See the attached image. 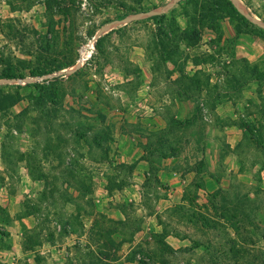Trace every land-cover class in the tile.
Listing matches in <instances>:
<instances>
[{"label": "rangeland", "instance_id": "obj_1", "mask_svg": "<svg viewBox=\"0 0 264 264\" xmlns=\"http://www.w3.org/2000/svg\"><path fill=\"white\" fill-rule=\"evenodd\" d=\"M240 1L0 0V264H264V0ZM148 70L157 113L194 102L184 137L210 112L241 129L227 188L163 207L151 180L124 198L119 128L161 130L144 120Z\"/></svg>", "mask_w": 264, "mask_h": 264}, {"label": "crops", "instance_id": "obj_2", "mask_svg": "<svg viewBox=\"0 0 264 264\" xmlns=\"http://www.w3.org/2000/svg\"><path fill=\"white\" fill-rule=\"evenodd\" d=\"M152 77V71L148 70L147 97L143 102L148 113L144 116V120L151 126L155 120L158 123L155 128L161 130L157 131L156 140L147 138L143 133L152 134L150 133L152 130L148 129L146 132L145 128L138 123L140 118L135 115L130 118L134 122L132 129L128 130L130 135L129 132H124L123 128H119V135L121 136L119 145L124 148V152L121 151V157L123 159L135 157L131 161L134 162L130 171L131 179L123 184H128L134 192L131 193V196L124 194V198L126 196L129 201L139 200L143 194V188L145 189V183L151 180L157 186H162V194L158 199L163 203V207L186 202L185 196L189 188L196 189V199H206L212 193L227 188L231 176L239 172L237 145L243 134L241 129L232 124L224 123L226 118L219 120L216 126L210 125L213 121V115L208 110L210 112L208 116L203 114V121L207 122V127L200 126L196 127L198 130H194L192 126L190 131L188 128V135L184 137L182 129L191 116L194 102L175 93L174 100L178 109L174 116H172L173 114L167 115L165 109L157 113L156 99L152 98L151 101V94L149 93L153 87ZM206 102L215 106H221L223 103L217 98H203L200 103L205 106ZM216 109L217 107H214L211 110ZM220 124L225 125L221 126ZM125 130L127 131V129ZM124 188L126 187H123L121 191L117 189V193L120 195H122L121 192L125 193ZM147 194L153 195V192ZM153 200H156L154 195ZM115 210L117 215L123 219L124 212L119 208ZM145 217L147 219L154 218L148 213ZM149 231L160 233L162 226L157 223L148 226L145 232ZM169 237L167 235L165 242L173 248L182 245L187 239L172 236V240H170ZM174 240L177 243L174 244Z\"/></svg>", "mask_w": 264, "mask_h": 264}, {"label": "trees", "instance_id": "obj_3", "mask_svg": "<svg viewBox=\"0 0 264 264\" xmlns=\"http://www.w3.org/2000/svg\"><path fill=\"white\" fill-rule=\"evenodd\" d=\"M232 2V1H231ZM230 2V3H231ZM232 5V4H231ZM234 5V4H233ZM238 10V9H237ZM141 12H143V13H146V12H149L148 10H142ZM134 13H136V12H134ZM127 15H129V13H125V14H123L122 16H120V18H118V20H122V19H124ZM164 14H153V15H151V16H149L148 18H146L147 20H153V21H156L159 17H162ZM260 32H262L263 30L262 29H260L259 30ZM95 33H96V31H94V32H90L88 35H89V37L90 38H92L94 35H95ZM49 39H51V37H49ZM99 39H100V37L99 38H97V40H96V44L99 42ZM52 47V45H50V48ZM49 48V49H50ZM47 73H49V72H43V73H38L39 75H42V74H47ZM9 78H11L12 76H8ZM56 80V79H58V77H54L53 78V80ZM34 85H36V83L34 84Z\"/></svg>", "mask_w": 264, "mask_h": 264}, {"label": "bare ground", "instance_id": "obj_4", "mask_svg": "<svg viewBox=\"0 0 264 264\" xmlns=\"http://www.w3.org/2000/svg\"><path fill=\"white\" fill-rule=\"evenodd\" d=\"M232 3L235 5V7H237L238 10H240L243 14H246V11H245V7L243 6V4L241 3L240 0H231ZM149 13H144V14H141V15H147ZM129 17L127 16V18L123 19V20H120L118 22H125ZM109 25V24H108ZM108 25H105L103 28L99 29L97 34H99V32H101L102 30L106 29V27ZM108 29V28H107ZM96 37H94L93 39H95ZM89 55V51L85 52L82 57L80 58V60H84L85 58H87V56Z\"/></svg>", "mask_w": 264, "mask_h": 264}, {"label": "water", "instance_id": "obj_5", "mask_svg": "<svg viewBox=\"0 0 264 264\" xmlns=\"http://www.w3.org/2000/svg\"><path fill=\"white\" fill-rule=\"evenodd\" d=\"M92 38H94V37H92Z\"/></svg>", "mask_w": 264, "mask_h": 264}]
</instances>
